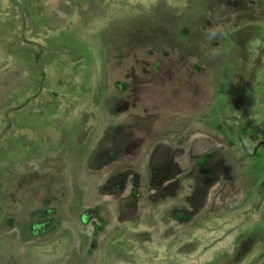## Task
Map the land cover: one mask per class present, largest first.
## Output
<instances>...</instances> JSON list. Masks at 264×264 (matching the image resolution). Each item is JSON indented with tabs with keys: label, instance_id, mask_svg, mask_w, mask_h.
Segmentation results:
<instances>
[{
	"label": "rangeland",
	"instance_id": "rangeland-1",
	"mask_svg": "<svg viewBox=\"0 0 264 264\" xmlns=\"http://www.w3.org/2000/svg\"><path fill=\"white\" fill-rule=\"evenodd\" d=\"M0 264H264V0H0Z\"/></svg>",
	"mask_w": 264,
	"mask_h": 264
}]
</instances>
